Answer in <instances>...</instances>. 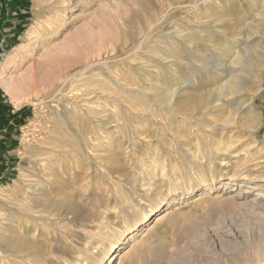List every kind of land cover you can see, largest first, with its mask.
Wrapping results in <instances>:
<instances>
[{
	"label": "rangeland",
	"instance_id": "rangeland-1",
	"mask_svg": "<svg viewBox=\"0 0 264 264\" xmlns=\"http://www.w3.org/2000/svg\"><path fill=\"white\" fill-rule=\"evenodd\" d=\"M204 1L0 0V264H264V0Z\"/></svg>",
	"mask_w": 264,
	"mask_h": 264
},
{
	"label": "bare ground",
	"instance_id": "bare-ground-1",
	"mask_svg": "<svg viewBox=\"0 0 264 264\" xmlns=\"http://www.w3.org/2000/svg\"><path fill=\"white\" fill-rule=\"evenodd\" d=\"M204 1V0H203ZM206 1H208V0H205L204 2H206ZM213 1H215V0H213ZM69 3V2H68ZM190 3H192V1H190ZM217 3V2H216ZM219 3V2H218ZM234 3V2H233ZM220 5V4H219ZM230 6V5H229ZM195 7V6H194ZM206 7V6H205ZM239 7V6H238ZM228 8V7H227ZM192 9V8H191ZM262 9V8H261ZM197 10V9H196ZM263 12V11H262ZM264 16V15H263ZM262 19H264V18H262ZM221 21H222V19H221ZM227 21V20H226ZM264 21V20H263ZM225 22V21H224ZM261 23V22H260ZM226 27V26H225ZM228 27V26H227ZM258 26H256V28H257ZM228 29V28H227ZM229 30V29H228ZM227 30V31H228ZM263 31V30H262ZM230 33V32H229ZM263 33H264V31H263ZM235 34V33H234ZM240 35V34H239ZM255 35V34H254ZM229 36V35H228ZM228 36H226V37H228ZM263 36H264V34H263ZM245 37H247V35L245 36ZM262 37V36H261ZM263 38V37H262ZM260 39V38H259ZM240 40V39H239ZM112 41V40H111ZM242 42V41H241ZM237 43V42H236ZM235 43V44H236ZM249 44H251V43H249ZM229 45V44H228ZM228 47V46H227ZM231 47V46H230ZM237 48V47H236ZM239 48V47H238ZM224 49V48H223ZM264 49V48H263ZM262 49V51L263 52H261V51H259V50H256L255 48L253 49V51H246L245 53H243V55H242V58H241V63H239V65H240V67H241V69H247V70H249L250 71V73H253L255 70H260L262 67H263V65H264V50ZM225 50V49H224ZM245 51V50H244ZM113 52V51H112ZM99 54V53H98ZM226 54V53H225ZM224 54V55H225ZM227 55H228V53H227ZM231 59V58H230ZM230 59H229V61H230ZM212 63V62H211ZM214 63V62H213ZM212 63V64H213ZM211 64V65H212ZM227 65V64H226ZM211 67V66H210ZM213 67V66H212ZM209 68V67H208ZM224 68V67H223ZM206 69V68H205ZM217 69V68H216ZM214 70H215V66H214ZM219 70V69H218ZM207 71V70H206ZM215 71H217V70H215ZM215 71H213L212 70V72H215ZM241 71V70H240ZM239 71V72H240ZM248 71V72H249ZM220 72V71H219ZM259 72V71H258ZM208 73H209V71H208ZM244 73V72H243ZM236 75V74H235ZM211 76V75H210ZM214 76V75H213ZM213 78V77H212ZM248 78V77H247ZM258 79V78H257ZM242 82H243V79H242V77L241 76H237V78H236V81L235 82H233V83H231V85H229L228 83H225L224 85H223V87H222V90H221V98H223V97H226L227 95H229L230 96V93H232L233 95H235L237 92H239L240 91V89L242 88ZM244 82H246V81H244ZM66 83V82H65ZM251 83V82H250ZM103 89V88H102ZM244 89V88H243ZM97 91V90H96ZM243 91V90H242ZM208 94V93H207ZM210 94V93H209ZM191 95V94H190ZM218 95H220V94H218ZM256 95V94H255ZM163 96H165V94H162V98H163ZM192 96V95H191ZM196 96V95H195ZM216 97H218V96H216ZM188 98V97H187ZM197 98H198V96H197ZM254 98V97H253ZM184 99V98H183ZM193 98H191V100H192ZM211 98H210V95L208 96V98H207V101H209ZM213 99V102H215L216 101V98H212ZM225 99V98H224ZM229 99V98H228ZM181 100V99H180ZM185 100V99H184ZM227 101V100H226ZM180 102V101H179ZM185 103V102H184ZM189 103H190V101H189ZM193 103V102H192ZM210 103V102H209ZM186 104L188 105V103L186 102ZM194 107V106H193ZM90 109V108H89ZM50 158V157H49ZM42 161H45V160H42ZM48 161V160H47ZM41 163V162H40ZM44 163V162H43ZM48 163H49V161H48ZM49 165V164H48ZM50 166V165H49ZM46 167H47V163H46ZM45 168V167H44ZM48 168H50V167H48ZM43 169V168H42ZM41 169V170H42ZM47 169V168H46ZM46 169H45V171H46ZM52 170V169H51ZM54 170V169H53ZM40 171V170H39ZM47 172H49V171H47ZM52 173V172H51ZM50 173V174H51ZM68 173V172H67ZM53 174V173H52ZM233 175H230V174H225V178H223V181H232L233 180ZM45 178V177H44ZM75 179V178H74ZM51 180V179H50ZM32 180H31V184H32ZM54 182V181H53ZM30 184V183H29ZM38 184V183H37ZM56 184V183H55ZM32 185H34V184H32ZM58 185V184H57ZM61 185V184H60ZM257 188V187H256ZM261 189V188H260ZM263 190H264V188H262ZM28 191H29V187H28V189H27ZM262 190V191H263ZM30 194V193H29ZM33 195V194H32ZM260 196V195H259ZM40 198V197H39ZM24 199V198H23ZM37 200V199H36ZM50 200H52V199H50ZM49 200V201H50ZM53 201V200H52ZM27 202V201H26ZM29 203V202H28ZM43 203V202H42ZM42 203H40L41 205H43V206H46V208H49L50 206H49V204H42ZM24 204V203H23ZM21 205L22 206V208L24 209H26L27 207H25L24 205ZM56 204V203H55ZM254 204V205H253ZM253 204L251 203V205H253V209H258V208H260V206L256 203L255 204V202H253ZM261 204V203H260ZM17 205V204H16ZM31 205V204H30ZM29 205V206H30ZM261 205H263V204H261ZM20 206V205H19ZM40 205H38V207H39ZM52 206V205H51ZM60 206H62V203H61V205H59V208H60ZM32 207H33V205H32ZM38 207H37V209H38ZM252 207V206H251ZM22 209V210H23ZM28 209V208H27ZM36 208H31V206H30V208L28 209V213H30L31 211H34ZM40 209V208H39ZM45 209V208H44ZM261 209H263V211H260V210H257L258 212H261V213H263L264 214V205L263 206H261ZM18 210H19V207H18ZM50 210V209H49ZM72 210H74L75 212L76 211H78V207L77 206H75L74 208H72ZM27 211V210H26ZM153 211H152V209L150 208V210H149V213L148 214H146V218L147 219H150L151 217H153V216H155V215H157V213L159 212V209H157V210H155L153 213H152ZM24 213V212H23ZM22 213V214H23ZM27 213V212H26ZM256 213V212H255ZM260 213V214H261ZM25 214V213H24ZM23 214V215H24ZM31 214H32V212H31ZM259 213H258V215H260ZM26 215V214H25ZM28 215H30V214H28ZM27 215V216H28ZM38 215V214H37ZM31 216H34L33 214L31 215ZM261 216V215H260ZM38 217V216H37ZM36 219V218H35ZM136 229H138V226H137V228ZM135 229V230H136ZM122 235L124 236V237H127V236H129V233L127 232V231H124V232H122ZM16 240V239H15ZM11 242V244H12V242L14 241V240H10ZM19 241V243H26L25 241H20V240H18ZM120 244L121 243H115V244H113V245H111L110 247H109V250L106 252V253H104V254H102L101 255V257L103 258V259H108V260H110V261H113L114 259H115V257H116V253H117V251L120 249ZM103 264H105V263H103Z\"/></svg>",
	"mask_w": 264,
	"mask_h": 264
},
{
	"label": "crops",
	"instance_id": "crops-1",
	"mask_svg": "<svg viewBox=\"0 0 264 264\" xmlns=\"http://www.w3.org/2000/svg\"><path fill=\"white\" fill-rule=\"evenodd\" d=\"M2 1H4V0H2ZM14 1H16V0H14ZM7 15V14H6Z\"/></svg>",
	"mask_w": 264,
	"mask_h": 264
}]
</instances>
